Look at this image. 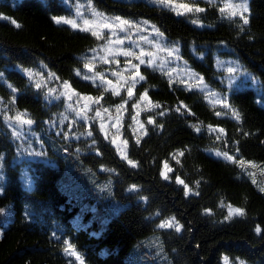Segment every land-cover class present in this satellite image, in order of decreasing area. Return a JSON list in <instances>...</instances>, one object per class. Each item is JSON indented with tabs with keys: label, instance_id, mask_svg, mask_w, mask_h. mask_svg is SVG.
Wrapping results in <instances>:
<instances>
[{
	"label": "trees",
	"instance_id": "1",
	"mask_svg": "<svg viewBox=\"0 0 264 264\" xmlns=\"http://www.w3.org/2000/svg\"><path fill=\"white\" fill-rule=\"evenodd\" d=\"M67 1H86L100 13L134 23L147 21L167 43L178 46L181 60L219 93L225 89L215 58L233 59L259 82L263 95L251 90L228 95L240 114L237 122L231 112L209 105L204 94L170 82L153 68L140 67L145 79L135 92L147 91L148 100L159 107L143 115L142 135L132 133L130 120L125 121L127 155L137 164L131 167L94 124L90 139L74 136L85 131L80 124L60 133L49 129L62 106L46 100L21 73L43 68L55 73L59 83L69 81L81 95L100 96V88L75 73L102 41L54 22L53 17L71 15L64 0H0V14L20 25L0 19V98L11 113L26 112L34 121L47 159L19 161L0 115L5 179L0 184V264H69L72 258L63 251L64 240L75 246L84 264H127L134 245L155 232L170 264H224V257L229 264H264V195L236 164L211 154L239 149L244 160L264 164V0H249L246 25L238 16L222 15L219 3L199 2L203 13L177 15L149 0ZM193 19L199 20V27ZM103 95V105L119 101L108 92ZM13 96L14 105L8 103ZM181 103L194 115L177 111ZM215 111L225 114L218 117ZM149 118L154 123H148ZM209 126L222 128L225 135L217 140L220 134L210 132ZM24 169L30 186L22 180ZM177 177L188 185V195ZM133 185L137 190L129 191ZM228 205L243 209L244 215L226 220ZM170 217L182 225L180 232L158 228Z\"/></svg>",
	"mask_w": 264,
	"mask_h": 264
},
{
	"label": "rangeland",
	"instance_id": "2",
	"mask_svg": "<svg viewBox=\"0 0 264 264\" xmlns=\"http://www.w3.org/2000/svg\"><path fill=\"white\" fill-rule=\"evenodd\" d=\"M11 1H20V0H11ZM149 2L152 3L151 0H149ZM187 2L188 0H175V3L177 5L180 3H187ZM199 2L208 3V0H197V4ZM232 2L237 3V2H240V0H232ZM64 3L70 8V11H71V15L67 19L75 20L78 25V27L75 28V30H79L80 27H88V25H84V20L98 21V18L94 17L92 14L93 10L95 9L92 8V6L88 2L74 1L70 4L67 0H64ZM215 3H219L220 6L223 7L225 0H215ZM152 4H155V3H152ZM248 4H249V0H247V5ZM89 5L91 7H89ZM248 9H249V6H248ZM77 10H79V15L77 14ZM178 11H183V9H178ZM95 12L100 13L96 10ZM174 12L176 13V11ZM247 13H244V15H246ZM189 14H192V13H189ZM225 15L227 16V14ZM104 16L108 18H113L105 14ZM61 24H64V23H61ZM134 24L137 27L130 28L128 29L127 32L117 31L116 35L113 36V40L123 39L124 43L122 45L112 44L110 45V47L113 50L117 48L130 49L136 52L137 54H139V52L141 51L152 53V59L154 60V66L149 67L146 65H140V67L153 68L161 73H164L167 76V78H169L172 82H177L179 84H182L185 88H187V84L192 83V81L189 79L188 73L189 71L191 72L193 71L181 60L179 47L167 43L164 37L161 40V38L155 35V33L153 32V26L149 24H145L143 22H138ZM65 25H68L71 28H73L69 24H65ZM194 25L198 27L200 26L197 24H194ZM92 29L97 30V31L102 30L106 37L110 34L107 31V29H101L99 22L93 24ZM101 41H102V44L95 49V52L91 51L88 53L86 57L83 58L84 63L88 62L89 60H93V57H96V59L93 60V63L96 65V69H95L96 71L102 72L104 77L112 80L114 84H116V81L119 80L120 84L125 85L124 88H119V85H116V87L119 88L120 90V96L112 95L111 89L108 91V93L111 94L115 99H119V101L116 104L106 106V105H103V102L101 101L102 107L109 109V113L102 112L103 120L105 123L108 124V128L106 130L109 133H111L108 139H105L104 133L101 132L100 130L101 120L99 117H95V111L88 113V116L90 117V119L88 120L87 123H85L84 120L77 119L75 111L68 110V107H67L68 103H72L73 107L74 108L76 107L75 100L77 98L74 97L73 101L70 102V101H67L63 96H59L60 92L66 91V90L61 88V83H59L57 79H51V80L47 79L48 72L45 69L41 68V70H30L31 72L36 74L33 77L32 81L29 80L28 75L24 72V70L23 71L21 70V73L31 82V84H33L34 87H35V83H34L35 81H40L44 85V87H42V89L40 90L43 91L46 97V100H48L50 103L57 102L61 104L62 106L61 111L51 121V124H49L48 126L49 129L55 131L56 133H60L65 127H68V129H77V125L80 124L82 125V127L85 128V131L78 135H74V136L76 138L81 137L84 139H90L91 136H88L87 132L90 130L91 125L94 124L99 130V132L101 133V135L104 137V139L108 141L115 148L117 154L121 158V152L117 151V147H119L121 151H124L126 147V151H127V146H125L123 143V141H125L123 139V128H124L126 119L130 120L131 132L137 135H142L145 132L142 117L145 114V112L152 110L153 107H152L151 102L148 99L140 101L139 97L142 94L137 95L135 92V89L133 90L134 92L133 98L132 99L128 98L126 87H127V84L131 83V77L129 76V74L127 72H124L122 73L123 78H121L119 76H113L111 75V73L113 71H120L121 69L125 68L126 61L132 58L124 57L122 55L113 56L109 54L107 51L102 50L105 48L107 44V40L102 39ZM172 49H178V53L173 52L172 55H169V50H172ZM177 56H179V59L176 58ZM101 57L107 58L110 61L112 59H115L119 63L118 64L117 63L105 64L101 62L100 60ZM144 58L145 60H147L149 57L146 56ZM132 62L134 64L138 63V61L136 60H133ZM214 66H215V70L219 73L218 80L221 82V86L225 89V92L219 93L213 90L211 87H209L206 83L205 84L208 86L207 87L208 92H215L217 94L216 98H222L224 96L228 97V95L232 91H236V90L237 91L251 90L257 95H260V96L263 95L262 88L259 82L257 80H254L247 72H245L235 60L230 59V58H215ZM229 68H234L236 69V71L233 73H230ZM131 71L134 73L136 70L131 69ZM81 72L84 75H87L89 77L92 76V73L87 72V70L84 69V67ZM85 81H88L89 83L93 85L95 84L97 86L101 84V81L98 79L95 81L91 79L85 80ZM138 84L139 83L136 84L135 88L137 87ZM103 87H108V86L104 85ZM35 89L37 88L35 87ZM49 89H55V91H53L51 95H47V93L49 92ZM193 90L204 94L206 102L209 105L214 106L213 98L206 96L205 92H202L195 87L193 88ZM58 96L59 98H57ZM121 98H123V100L128 101V103L125 105L126 110H122V115L116 112L117 105L122 103ZM136 102H139V107L133 108L132 105ZM84 103H85L84 101H81L79 107H83ZM257 103L261 105L259 99L257 100ZM5 105L6 104L3 102V99L0 98V115L2 116L3 123L9 129L12 135L15 125L10 127L8 124H6L4 121V114L7 113L9 116H14L16 113H11L8 106L5 107ZM215 106H219V105H215ZM261 106L264 107V105H261ZM93 107L96 108L99 106L93 105ZM137 113H139V115H137ZM118 116L120 117V121L122 124V126L117 125V128L119 129V131H117V128L111 127L113 123H116ZM133 117H136L135 121L133 120ZM141 125H143V127H141ZM21 132L22 134L19 138H14L12 135L14 143H15V147H16V152L19 157V161L20 160L30 161V160H36V159L47 161V159L45 158L44 146L40 140V137L34 132L33 124L31 125V127H29L28 125H23ZM113 136L117 137L116 145H113L111 143ZM36 153H40V155H36ZM211 154L212 156L216 158L222 159L220 157H217L215 155V152ZM251 162H254V161H251ZM254 163L256 165H259V168H252V167L247 168V172L253 173L254 175L249 176L245 174L244 172L243 174L246 176L247 179H249V181L253 184L256 190L259 193L264 195V191L260 190L261 188H264V172L261 171V169H264V164L258 163V162H254ZM239 168L241 170V167ZM24 170L25 171L23 172L22 180L25 182V184L30 186L31 181L29 180V174L26 171V169ZM253 179H255L256 183H253ZM4 180L5 179H4L3 168H2L1 161H0V184ZM0 193H1V188H0ZM167 219H164V220H167ZM164 229H174V227L164 228ZM125 261L127 264H170L168 259L162 252L161 244L157 237V232L137 242L134 245L131 252L127 255Z\"/></svg>",
	"mask_w": 264,
	"mask_h": 264
},
{
	"label": "snow or ice",
	"instance_id": "3",
	"mask_svg": "<svg viewBox=\"0 0 264 264\" xmlns=\"http://www.w3.org/2000/svg\"><path fill=\"white\" fill-rule=\"evenodd\" d=\"M151 2L155 3L157 5H160L162 7H167V8H169L170 11H176L177 15H186L189 13H192V14L203 13L205 11L204 8L197 6V0H188L187 3H180L178 5L175 3V0H151ZM208 4L214 6L215 0H208ZM89 7H91V6L89 5ZM178 9H183V11H178ZM219 11L222 15L227 14L228 19H232L233 17L238 16L244 25L249 23L247 16L244 15V13L248 12L247 0H240V2H237V3H233L232 0H225L224 6L220 7ZM77 14L79 15V10H77ZM92 14L94 17L98 18V21H96V20H94V21L84 20V25H88V27H80L79 30L85 31V32H90L91 35H93L97 40L106 39L107 44H106L105 48L102 50L107 51L109 54H111L113 56L122 55L124 57H131L132 58V59H128L126 61V67L125 68L121 69L120 71H113L111 73V75L119 76L121 78H123L122 73L127 72L129 74V76L131 77V83L127 84L126 91H127L128 98L132 99L133 95H134L133 90L135 89L136 84L139 83V81H142L145 79V77L140 73V70H139L140 65H146L149 67L154 66V60L152 59V53L141 51V52H139V54H137L136 52H134L130 49H124V48H117V49L113 50L110 47V45H112V44L122 45L124 43L123 39L113 40V36L116 35L117 31L127 32L128 29L133 28V27H137V26L134 24V22L123 19V18L118 17V16L113 17V18H108V17L104 16L103 13L95 12V10H93ZM0 19L10 20V22L16 28L20 27V25L14 19H10L7 16H3L2 14H0ZM53 20L57 24H61V23L69 24L74 29L78 27L76 21L72 20V19H67L64 17H53ZM97 22H99L101 29H107V31L110 33L107 37L104 35V32L102 30L97 31V30L92 29V25L97 23ZM143 23L147 24L148 22L144 21ZM192 23L199 25V20L193 19ZM153 32L155 33V35L160 37L161 40L163 39V33H161L155 27H153ZM93 51L95 52V49H93ZM173 52L178 53V49L169 50V55H172ZM146 56L149 57L147 60H145V58H144ZM176 58L179 59V56H177ZM95 59H96V57H93V60H95ZM93 60H89L88 62H86L84 64V69H86L87 72L92 73L91 77L84 75L79 70L76 71L75 74L77 76H80L82 79H85V80H89V79H91L93 81H95L97 79L100 80L101 84L99 86L94 84V86H97L98 88L101 89V95L97 96V97L81 95L80 93L76 92V90L72 87V85L69 83V81H62L61 82V88L66 90V91L60 92L59 96H63L67 101H70V102L73 101L74 97L77 98L75 100V104H76L75 108L73 107L72 103H68L67 107H68V110L75 111L77 119H82L85 121V123H87L88 120L90 119V117L88 116V113L95 111V117H99L101 120L100 130H101V132L104 133L105 139H108L109 136L111 135V133H109L106 130L108 128V124L104 122L102 112L103 113H109V109L102 107L101 101H103L105 99L103 93L108 92L111 89L112 95L120 96L119 88H124L125 85L120 84L119 80H117L116 84H114L112 80L105 78L102 72L96 71L95 70L96 65L93 63ZM100 60L102 63H105V64H107V63H117L118 64L119 63L115 59H112L110 61L109 59L104 58V57H101ZM133 60L138 61V63L134 64L132 62ZM131 69H135L136 71L133 73L131 71ZM235 71H236V69L229 68L230 73H233ZM24 72L28 75V78L30 81H32L33 77L36 75L35 73L31 72L28 69H24ZM188 75H189V79L192 81V83L187 84L186 90L191 91L195 87V88L199 89L200 91L205 92L206 96L214 99V106L219 105L220 108L226 109L227 111L232 113L233 119H235L237 122L240 121L239 112H237L236 109L231 106V104L228 101L227 96H224L222 98H216L217 94L215 92H208L207 91L208 86L205 84L203 77H201L197 73L191 72V71H189ZM0 76H3V73H0ZM47 79H49V80L57 79L58 80L59 78L56 77L55 73H48ZM170 82H172V81H170ZM34 83H35V87L37 89H42V87H44V85L40 81H35ZM104 85H107L108 87H103ZM116 85H119V88H117ZM8 87L11 89L12 93L17 92V88L15 86L9 84ZM53 91H55V89H49V92L47 93V95H51V93ZM59 96L57 98H59ZM121 99H122V103L117 105L116 112L122 115V110H126L125 105L128 103V101L123 100V98H121ZM147 99H148V95H147V91H145V93H143L139 97V100L143 101V100H147ZM81 101L85 102L83 107H79ZM210 102H212V101H210ZM8 103L14 105L16 103L15 96H13L12 99ZM93 105L99 106V107L94 108ZM132 106H133V108L139 107V102L134 103ZM5 107H7V105H5ZM152 107H159V105H152ZM180 109H184L185 111L188 112L189 115H194L191 112V110L188 109V106L183 104V103H181V105L177 109V111H180ZM161 114H163V113H161ZM214 114L219 117L221 115H224L225 113H223L221 111H215ZM137 115H139V113H137ZM95 117H93V118H95ZM133 120L135 121L136 117H133ZM4 121L10 127L15 125V128H14L13 133H12L14 138H19L21 136V134H22L21 129H22L23 125H28L29 127H31V125L34 123V121L28 117V114L26 112H16V114L14 116H9L7 113H5L4 114ZM148 123L152 124V123H154V121L151 118H149ZM117 125L122 126L119 116L117 117L116 123H113L111 125V127L117 128ZM141 127H143V125H141ZM193 127L195 128V130L197 132L200 131V128L198 126H193ZM209 130L212 133L218 132L220 134L216 137L217 140H219L221 138V136L225 135L224 130L222 128H213L212 126H209ZM117 131H119L118 128H117ZM87 135L92 136L93 135L92 131H88ZM245 135H247V133H245ZM93 143H95V141H93ZM111 143L113 145H116L117 144V137L113 136ZM123 143L125 146H127L128 142L125 140V141H123ZM137 143H139V139L137 140ZM117 151L121 152V158L127 160L129 166H131V167L137 166L136 162H134L128 158L126 147H125L124 151H121V149L119 147H117ZM99 154L100 153L98 152L97 155H99ZM36 155H40V153H36ZM178 155L182 156L183 152L178 153ZM215 155L217 157H220V158L226 160L227 162H231V163L236 164L237 166L241 167L242 172H244L245 174H247L249 176H252L254 174L247 172L248 167L259 168V165H256L254 162L245 161L243 159V157L239 155V149H236V152L234 154H229L228 152L216 151ZM177 163H179V160H177ZM164 167H165V169H167V171L172 170L171 168L168 167L167 163H165ZM101 170L102 171H112L111 169H103V168ZM261 171L264 172V169H261ZM161 176L164 179H168L166 172L162 171ZM176 182L184 185L185 195H188L189 192L191 191L189 189L188 185L184 184V181L181 180L179 177H177ZM253 183H256L255 179H253ZM128 190L129 191H136L137 189H136V186L133 185ZM260 190L264 191V188H261ZM193 194H195V193H193ZM227 207H228V215L225 217L226 220L231 219L234 215H237V216L244 215V210L241 208H233L231 205H228ZM205 211L207 212V214H211L210 210H205ZM158 227L161 229L174 227L176 232H180L182 225H179L177 223V221L175 220V217H171L167 220L162 221L158 225ZM255 231H256L257 235L261 234V229L259 226H257ZM63 243L65 245V247L63 249L65 255L72 258L70 260L69 264H84V260H83L82 256L78 253V251L75 249V246L72 245L68 240H64ZM223 259H224V264H229L228 257H224ZM238 264H244V261L238 260Z\"/></svg>",
	"mask_w": 264,
	"mask_h": 264
}]
</instances>
